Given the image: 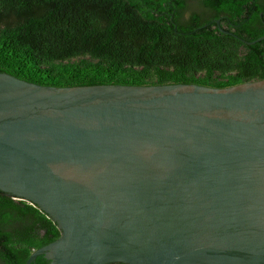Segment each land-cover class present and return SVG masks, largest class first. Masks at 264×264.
Listing matches in <instances>:
<instances>
[{
  "label": "water",
  "instance_id": "obj_1",
  "mask_svg": "<svg viewBox=\"0 0 264 264\" xmlns=\"http://www.w3.org/2000/svg\"><path fill=\"white\" fill-rule=\"evenodd\" d=\"M0 191L60 231L26 264H264V80L68 88L1 73Z\"/></svg>",
  "mask_w": 264,
  "mask_h": 264
},
{
  "label": "trees",
  "instance_id": "obj_2",
  "mask_svg": "<svg viewBox=\"0 0 264 264\" xmlns=\"http://www.w3.org/2000/svg\"><path fill=\"white\" fill-rule=\"evenodd\" d=\"M197 1L203 14L188 0H0V74L68 88L264 80V40L247 44L264 37V0ZM59 237L44 211L0 191V264Z\"/></svg>",
  "mask_w": 264,
  "mask_h": 264
},
{
  "label": "flooded vegetation",
  "instance_id": "obj_3",
  "mask_svg": "<svg viewBox=\"0 0 264 264\" xmlns=\"http://www.w3.org/2000/svg\"><path fill=\"white\" fill-rule=\"evenodd\" d=\"M188 4L189 6H193L194 13L203 14L205 12V10L201 6H199L197 0H188ZM217 21H219V26L223 25L225 27L224 23L222 24L219 19Z\"/></svg>",
  "mask_w": 264,
  "mask_h": 264
},
{
  "label": "rangeland",
  "instance_id": "obj_4",
  "mask_svg": "<svg viewBox=\"0 0 264 264\" xmlns=\"http://www.w3.org/2000/svg\"><path fill=\"white\" fill-rule=\"evenodd\" d=\"M7 21H9V17L8 16L4 17V19H3V22H7Z\"/></svg>",
  "mask_w": 264,
  "mask_h": 264
}]
</instances>
